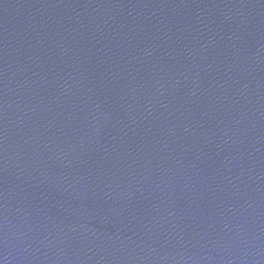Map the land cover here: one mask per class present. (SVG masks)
Wrapping results in <instances>:
<instances>
[{
  "label": "water",
  "instance_id": "1",
  "mask_svg": "<svg viewBox=\"0 0 264 264\" xmlns=\"http://www.w3.org/2000/svg\"><path fill=\"white\" fill-rule=\"evenodd\" d=\"M0 264H264V0H0Z\"/></svg>",
  "mask_w": 264,
  "mask_h": 264
}]
</instances>
